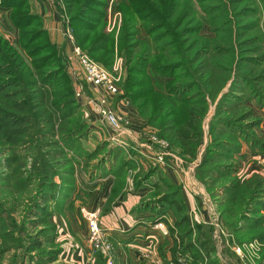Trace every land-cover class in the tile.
<instances>
[{
  "label": "trees",
  "instance_id": "obj_1",
  "mask_svg": "<svg viewBox=\"0 0 264 264\" xmlns=\"http://www.w3.org/2000/svg\"><path fill=\"white\" fill-rule=\"evenodd\" d=\"M106 1L61 0L76 42L103 65H107L113 56L111 35L102 32ZM3 5L10 9V22L18 30V46L9 45L0 37V146L15 149L21 143H31L34 135L42 138L44 127L52 129L55 119L59 122L60 138L70 141L71 132L81 129L82 123L76 117H70L75 113L76 105L64 56L50 41L40 18L30 13L26 0H1ZM120 5L123 21L116 48L124 55V95L144 123L153 126L168 148L183 160L196 157L202 144V121L215 99L219 109H230L243 103L245 99L241 94L248 93L258 107L264 108V0H121ZM257 14L261 19L244 21L245 17ZM136 24L143 34L141 38ZM204 27L209 35L201 32ZM242 65L252 68L249 75L237 72L230 81L232 69ZM228 81L229 87L223 91ZM244 112L239 114L240 120L248 117V112ZM218 114H213L209 120L205 153L196 169L210 177L214 168L218 177L228 174L232 178L224 186V198L221 201L219 198L218 206H222L218 207L219 221L232 234L245 227L259 230L256 240L264 243L260 178L253 174L251 180L235 181V164L216 163L217 159L227 158L220 155L219 149L238 152L241 144L238 141L237 145L230 144L223 137L218 138L215 135L217 125L223 126V133L236 132L235 135L244 141H247L243 136L248 132L247 127L242 129L239 124ZM252 120L251 125L255 126L261 118L255 116ZM49 134L52 136L51 132ZM247 143L250 152L264 153V141L259 136L253 135ZM128 152L136 154L133 149ZM34 153L39 155L38 149ZM36 160L40 165L36 170L32 166V172L40 174L41 178L47 177L52 172L49 165L38 156ZM126 163L127 160L120 158L117 171L112 173L117 180L112 193L121 187L117 183L118 176ZM129 165H132L130 160ZM220 167L223 169L218 170ZM150 171L139 175L134 186L145 180ZM161 183L168 188L172 186L164 180ZM152 185L156 186L155 183ZM177 190L178 187L145 202V208H155L158 216L167 210L173 213L172 225L161 218L172 239V257L176 251L189 253L196 260L209 256L213 250L211 227L205 223L190 226ZM45 199L34 201L33 215L44 211L42 202ZM242 242L245 241L238 243ZM39 243L31 240L30 248L38 247ZM262 251L264 258V247Z\"/></svg>",
  "mask_w": 264,
  "mask_h": 264
},
{
  "label": "rangeland",
  "instance_id": "obj_2",
  "mask_svg": "<svg viewBox=\"0 0 264 264\" xmlns=\"http://www.w3.org/2000/svg\"><path fill=\"white\" fill-rule=\"evenodd\" d=\"M26 2L29 6L30 13L40 18L41 25L50 41L58 47V52H62L64 56L66 72L72 86V98L76 105L75 113L70 115V117H76L82 123V126L76 133L71 132L72 134L70 136L72 139L66 142V139L62 140L59 136L60 134H58L60 130L59 122L55 119L52 122V129H47V126L44 127L45 130L42 138L35 137L34 135L31 143H21L15 149L0 146V264H105L103 256L99 253H92L86 242L87 228L84 212L97 211V214L100 213V211L92 209L97 197V195L92 194V183L99 176L107 173L112 174L117 171L119 158L122 155L128 158V151L130 149H133L134 153H137L140 146H134L128 143V131L131 129H134V131L140 134L139 144L143 143L147 151L165 152L162 156L163 164L156 163L151 158H148V161L142 162L144 167L139 161L136 162L137 164L133 162L134 164L132 163V165L128 166L127 160L123 169L120 170V175L118 176L120 180L117 183L121 186L124 185L125 189L132 188L130 185L132 179L137 175H141V171L151 170L158 173L160 169H169L174 170L176 173L180 172L185 174V178L180 179V185H172L168 188L161 183L160 179L153 180L156 186L150 183L149 188H151V192L147 193L145 200L152 201L176 187L179 189H188L190 186L186 182L192 180L202 185L201 188L206 193V199L208 198L210 201L209 203L212 207V216L210 218L212 221L205 224L211 227L209 234L213 250L210 251L209 256H202L198 260L189 253L178 252L177 255L183 257L186 264H264L262 254L264 243L256 240V235L260 234V232L257 233L259 230L245 227L238 233L232 234L224 226L222 221H219L218 207L222 208V206H218L219 198L220 201L224 198L222 196L224 186L229 184L232 178L228 174L218 177V173L213 171L217 169L214 168L211 169L213 173H210V177L203 176L196 169L205 153L204 148L208 140L207 129L209 120L213 114L216 116V113H219V116L233 121V124H239L242 129L243 127H247V130L246 128L244 130L248 132L243 135L245 140H247L244 141L243 138L241 139V137L235 135L236 132L235 134L230 132V134L223 133L221 131L223 126L218 124L215 131V135L218 138L223 137L230 144L237 145V141L241 144L238 152L228 153L219 149L221 151L220 155H225L227 158L222 157L217 159L216 163L221 165L228 163L235 164L237 167L235 181L237 179L241 181L244 178L251 180L253 174L257 175L261 180L262 189L264 190L262 176L258 173H251L246 176L240 168L246 156L255 154L250 152L248 148V139H253V135H257L264 141V135L260 133V131L263 132L260 129L262 120H260L258 125H251L253 124L252 119L255 116L259 117L254 109L258 105L255 104L252 97L248 93H243L241 94L242 99H245L243 103L235 105V107L230 109L224 108L223 110L219 109L218 102H216L217 99H215L202 121V144L198 149L196 157L192 160H183L174 150L168 148L167 142L156 134V129L153 126L144 123L135 112L128 97L124 95L122 89L125 77L124 55L122 54V50L120 51L116 48V39L123 21L120 5L121 0H113L111 2L112 13L109 16L112 19V15H115L116 18L113 28L110 31H107L105 27L108 0L104 7V25L102 32L111 35L113 45V56L107 65H103L95 59H92L76 42L61 0H26ZM4 6H1L0 0V37L9 45L17 47L18 30L10 22V9H6V6ZM256 17L261 19L260 15L257 14L255 16L245 17L244 21H254V19H258ZM65 27L71 29V42L66 39L67 35L64 34ZM135 27L138 28V35L141 38L143 34L139 24H136ZM201 32L209 35L206 27ZM72 45L79 46L92 61L104 69L111 70L115 63H118L120 66V78L117 82L119 91L116 96L109 98L107 106L122 117V121L120 122V135L122 136V140L128 145L125 151L111 144L108 133L110 130L97 122V117L86 104L88 100L96 101L98 93L83 80L80 66L72 52ZM262 47L264 48V39L262 41ZM250 69H252L250 66L244 67L243 65L239 69L233 68L230 74V81L237 72L244 76L249 75L248 71ZM239 83L238 81V86L240 85ZM228 87L229 81L223 91L228 89ZM77 91L79 92V96H76ZM122 100L128 102V107L122 105ZM243 112L244 114L248 112V117L240 120L238 118L239 114ZM47 131L49 132L47 133ZM50 132L52 136L49 134ZM160 139L165 143L162 145L163 147L158 142ZM36 149H38L39 155H35L34 151ZM37 156L39 160H44L49 165V170H52L45 178H41L42 176L40 174L32 172V166L36 170L40 165L38 160H36ZM221 169L223 168H218V170ZM199 179H204V181L202 180L204 183ZM113 180L114 183L117 181L116 178ZM177 191L179 197L182 198L181 191ZM42 197L46 198L42 202L44 211L33 215L31 211L34 209V201L37 200L39 202V199ZM262 197L264 200L263 194ZM202 201L203 199H201ZM251 203L249 209L252 208ZM187 216L189 224L192 227L196 222L191 219L188 213ZM161 218L164 219V216L158 219L161 220ZM35 221H37L36 224H34ZM243 223L245 224L244 221ZM194 234L191 235L192 240ZM106 236L113 249L112 264H115L114 245L109 240L108 235ZM34 239L40 242L39 246L30 248L33 245H30V241ZM246 240H255L259 243L257 254L253 258L246 252L243 256H239L234 252L235 245H241V243H238L240 241L248 242ZM96 255L100 259H96ZM169 259H172V257L170 256Z\"/></svg>",
  "mask_w": 264,
  "mask_h": 264
},
{
  "label": "crops",
  "instance_id": "obj_3",
  "mask_svg": "<svg viewBox=\"0 0 264 264\" xmlns=\"http://www.w3.org/2000/svg\"><path fill=\"white\" fill-rule=\"evenodd\" d=\"M254 109L261 117L260 129L263 132L260 131V133L264 135V108L255 107ZM139 135L134 129L128 131V143L140 147L136 154L129 153L128 158L125 155L120 158L130 160L132 163L139 161L143 166L142 162L148 161L146 157L148 151L143 143L139 144L141 138ZM240 168L246 176L251 173H258L262 176L264 184V153L256 152L251 156H246ZM147 171H141L140 173L144 174ZM138 177L139 175L132 179L130 184L132 188L125 189L123 185L119 189L115 188L113 193L111 189L114 186L113 179L115 177L111 173L99 176L92 183V194L97 195L92 209L100 211L98 214L100 225L114 245L115 264H151L141 254L146 248L151 249L154 255L163 259L171 256L172 239L169 233L165 237H159L158 231L152 227V224L159 217L164 216L166 223L172 225L174 215L171 210H167L166 213L158 216L154 210L155 208H145V202L149 201L145 200V197L147 193L151 192L149 185L150 183L151 185L155 183L153 180L160 179L169 185L179 186L180 179H184L185 174L176 173L174 170L169 169H160L158 173L150 171L145 180L141 181L138 186H134V181ZM186 183L190 187L187 186L188 189L179 190L182 193L187 213L196 223H209V221H212L210 218L212 216V207L208 198L206 199V193L201 188L202 185L192 180ZM201 199H203L202 202ZM260 213L264 215V206L260 209ZM178 252L176 251V254Z\"/></svg>",
  "mask_w": 264,
  "mask_h": 264
},
{
  "label": "built area",
  "instance_id": "obj_4",
  "mask_svg": "<svg viewBox=\"0 0 264 264\" xmlns=\"http://www.w3.org/2000/svg\"><path fill=\"white\" fill-rule=\"evenodd\" d=\"M113 0H108L106 6V29L110 31L113 28L116 16L112 15L113 18L109 16L112 12L111 2ZM71 29L65 27L64 34L67 35V40L71 42ZM72 52L76 57L77 63L80 66L83 80L95 90L98 95L96 101L88 100L86 104L90 107L91 111L97 117V122L103 125L105 128L109 129V137L111 144L121 148L123 151L127 148V143L122 140L120 135V122L122 117L117 115L112 109L107 106V101L109 98L116 96L118 93L117 82L120 78V66L115 63L111 70L102 68L100 65L92 61L80 48L79 46L72 45ZM76 96H79V92H76ZM122 105L128 107V102L122 100ZM157 142V141H156ZM159 144L162 146L165 143L160 139ZM163 147V146H162ZM149 149V148H148ZM165 154L164 151H156L146 153L147 158H151L154 162L162 163V156ZM163 217V216H162ZM84 218L86 222L87 235L86 242L92 253H99L103 256L105 264H112V251L111 245L107 239V234L100 226L98 221L97 211H85ZM217 227H219L216 224ZM152 227L158 231L159 237H165L168 235V230L163 221L157 219L153 222ZM259 248V243L255 240L243 242L241 245H235L234 252L243 256L244 253H248L251 258L256 256ZM141 254L145 257L151 264H186L183 257L180 255H174L172 259L161 258L154 255L152 250L149 248L144 249Z\"/></svg>",
  "mask_w": 264,
  "mask_h": 264
}]
</instances>
